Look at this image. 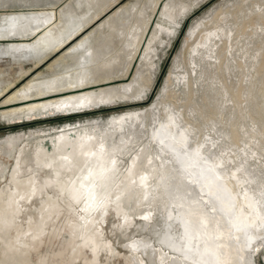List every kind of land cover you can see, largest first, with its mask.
Returning <instances> with one entry per match:
<instances>
[{"label": "bare ground", "instance_id": "6f19581e", "mask_svg": "<svg viewBox=\"0 0 264 264\" xmlns=\"http://www.w3.org/2000/svg\"><path fill=\"white\" fill-rule=\"evenodd\" d=\"M190 2L0 0V37L15 39L8 40L6 48L0 45V55L23 60L12 64L18 67L13 79L0 77V121L11 124L144 100L154 87L158 71V68L148 66L151 63L147 59L157 57L158 45H164L161 35L169 31L165 20L173 15L168 24L179 28L191 9ZM239 7L237 2L221 17L229 16L237 26ZM176 11L181 16L174 19L178 14ZM249 15L240 19L238 30L245 24L242 20ZM253 26L250 23L248 30ZM204 28L202 25L198 32L202 33ZM193 40L188 38L186 43ZM231 42L230 38L220 40L221 53L209 79L213 87L219 83L231 104L239 107L238 114L226 113V117H222L212 92L209 94L204 86L198 91L193 70L187 69L179 75L172 71L158 105L107 120L65 124L58 133L38 142L30 164L26 158L27 143L16 153L11 142L1 146L0 152L14 157L11 167L0 165V184L5 183L0 185V264H257L256 255L264 251V233L244 241L247 236L243 234L247 231L242 234L240 227H237L240 232L231 231L230 223L234 221L230 218L228 221L225 214L229 212L222 213L219 209V205L224 207L226 203L218 205L219 199L212 198L215 196L203 191L193 181L195 179H191L189 171L191 168L195 171L194 167L191 165L189 169L190 165L184 164L192 156L183 160L185 149L187 151L194 143L200 147L207 141V138L198 141L196 135L204 130L208 120L217 119L222 125L226 124L231 139L241 142L239 121L244 117L241 105L244 83L242 77L240 81L230 82L224 65L229 61L224 48H232ZM255 44L264 48L263 32ZM186 47L174 71L179 69L181 61L185 65ZM27 63H30L28 68ZM237 65L243 73L245 63L241 61ZM43 67L47 72L41 70ZM260 72H264V66ZM22 80L24 82L19 84ZM177 87L188 97L184 107L193 106L197 114L186 115L184 107L178 106ZM261 103L257 108L264 115V102ZM198 137L200 139L201 134ZM204 149L208 152L207 147ZM216 157L219 163L222 159ZM207 158L211 163L215 159ZM23 165L27 167L24 171ZM200 168L201 172L203 169ZM214 171L218 174L219 170ZM210 172L204 176H209ZM231 172L224 173L228 176L226 179L224 175L218 177L226 180L220 182L222 185L227 182L226 189L229 188L233 197L228 195L220 200L228 202L225 198L231 199V203L233 198L235 203L242 205L247 197L241 195L240 180ZM214 174L210 175L215 178ZM210 178L211 183L213 178ZM244 182H240L243 187ZM212 183H215L214 179ZM243 190L248 192L246 187ZM44 193L46 199L38 218L30 219L24 228L20 223L21 206L25 205L22 203L31 204ZM62 197L70 199L65 208L67 215L64 214L68 220L65 227L58 230L54 225L63 212ZM254 204L250 205L251 212ZM235 208L238 210L239 207ZM262 209L261 213L264 212ZM111 211L118 218V226L112 231L127 238L129 242L124 248L129 250L128 255L121 254L105 235L103 224ZM240 211V218L250 213V210L248 214ZM257 211L253 214H258ZM136 217L141 221L137 222ZM257 217H254L256 222ZM248 219L249 224L253 217L249 215ZM49 226L54 229L53 237L66 234V238L61 250L46 255L41 248ZM255 230L247 234L254 235ZM136 236L141 238L136 239Z\"/></svg>", "mask_w": 264, "mask_h": 264}, {"label": "rangeland", "instance_id": "374dc122", "mask_svg": "<svg viewBox=\"0 0 264 264\" xmlns=\"http://www.w3.org/2000/svg\"><path fill=\"white\" fill-rule=\"evenodd\" d=\"M129 1L130 0H122V2L124 3L129 2ZM186 1L187 2L191 1L189 3V6L191 7V9L188 12V15H186V17L183 19L181 26L179 28H175L176 26L174 24H168V23H171L168 20L170 19L172 20L173 15H172V18L165 20V24H166L165 26L169 29V31H168V34L161 35L162 36L161 40L163 41L164 45L162 44L158 45L160 49L157 48L158 49L157 57H151L150 59H147V61L151 63V65H148V66L150 67L154 66L155 69L158 68V71H157V77H156L154 87L149 92V94L144 98V100L140 102H135V103H131V102L120 103L115 106H105V107L103 106L100 108L98 107L96 109L85 110L82 112L72 113V114H62V115L58 114L56 116H51V117L42 118V119L38 118L36 120H31V121H28L25 119L26 121L22 120L20 122L11 123V124L8 121L3 120V121H0V147L4 146L7 141L11 142L14 144L15 150L13 149V151L16 153V151L20 147L24 146L27 143L28 146L26 150L27 151L26 158H28L29 160L27 163L30 164L31 158H33V154L36 152L38 142L41 139H47L50 136L55 135L56 133H58L60 129H62V126H64L65 124H68V123L76 124L78 122H86L87 120H92V119L107 120V119L112 118L113 116L125 114L129 111L146 110L148 108H152L158 105L162 99L161 96L164 93V87L166 86V82L168 81L170 77V73L172 71L179 75V73L183 74L187 72V69L193 70L194 76H196L198 80V85H197L198 91L201 89V86H204V88L208 91L209 94L212 92V95L214 96L215 100H217V104L219 105V109H220V113L222 117H226V113L228 115L238 114L240 111L239 107L234 105L233 103L231 104L230 100L227 99L226 94H224L222 90H220L219 83H216V85L213 87L209 79L211 76V72L216 70V66H217L216 61L218 59L219 54L221 53L220 40L230 38L232 40L231 42L232 48H230L229 50H227V48H224L225 55L227 54L228 59H229V61L224 64L226 68V74L230 82L233 83V81L234 82L240 81L242 77V80L244 83L243 91L241 93L243 97L241 105H242V110L244 112V117H242L241 120L239 121L240 127H241V133H242L241 142L237 143L236 141L231 139L229 135V130L227 129L228 126H226V124L222 125L221 122L217 119L208 120V122H206L207 124L205 125L204 130L202 132H198V135H196V137L198 138V141L203 140L204 138H207V141L206 142L204 141V143H202L200 147H198L200 144L195 145L194 143L193 147L191 146L190 149L189 148L187 149V151L185 149L183 151L184 152L183 160L191 156H192L191 157L192 159L189 158L191 160L187 159L189 160L188 162L187 160L185 161L186 163L184 161L183 162L185 163L184 164L185 166L190 165L188 167L189 169L191 168V165L192 167H194L193 170L195 171H192V168L190 169L191 172L188 170L189 176H192L191 178L192 180L193 179L199 180L198 177H201V179L199 180L200 182L198 181L196 182L195 180L193 181L197 183V185L203 191L207 192L209 195L215 196V197H212V198H215V200L219 199L217 200L218 205L220 203L221 204L223 203V205H225L224 203H226V206H224L226 209L220 205H219V209L221 208L222 213L229 212L225 214L227 216L228 221L230 219H231L230 221H234L233 223L231 222L232 224L230 223V225L232 226L231 231H234V232L239 231L237 230V227H240V229L242 230V231L240 230L242 234L245 233L246 231L250 232L254 228L256 229L255 231H257L255 232L256 234L258 232L261 233L257 235H255V233L254 235L253 234L249 235L250 233L247 234L246 232V235L243 234L244 237L247 236V238L245 237L246 240L242 236L243 237L242 239H244V241L251 240V238L254 239L256 238V236L258 237V235L260 236V235H263L262 233H264V230L262 229V227L264 228V224L263 225L261 224L264 222V219L263 221L262 220L260 221L262 217L264 218V214H263L264 212L262 213L260 212V211H263L262 208H264V200L262 198L264 197L263 195L264 192H262L264 189V130L262 129L264 127V115H262V113L257 108V104H259L260 102L262 103L264 102V97H263L264 93H262V90L264 89V72H260V70L264 66V48L261 46H257L255 44V41H257L259 38V34H261V32L264 33V0H186ZM237 2L240 3V7L238 9L239 12L237 13V17H238L237 24L238 25L235 26L233 20L230 19L229 16H225V17H221V16L222 14L227 13V11L228 12L231 11L235 7ZM241 10L251 15H249L250 17H247V19L242 20V22L245 24L241 27L240 30H238V28L240 27V24H239L240 19H243L244 16H248L247 13H241L243 12ZM176 14H175L176 17L174 19H177L178 17L181 16L178 11H176ZM260 15L262 17H260ZM232 16L234 15H231V17ZM174 21H177V20H174ZM250 23H253L254 26L250 30H248ZM202 25H205V28L203 29L202 33H200L198 32V29L202 28ZM188 38H193L194 40L191 41L190 43H186ZM8 40H15V39L14 37L12 38H7L6 36L2 38L0 37L1 47L6 48L8 44ZM184 46H187L186 56H185V65L181 61L179 65V69L174 71L176 65L178 64L179 56L184 50ZM20 61L23 62V60H19V58H14L12 55H8V56L0 55V77L4 79L12 77L13 79V75L16 71H18V67L13 66L12 64L20 62ZM241 61L245 63V69L243 73H242V70L237 65V63ZM26 65H27V68L30 67V63H27ZM41 70L47 72L46 67H43ZM213 74L216 75L215 72ZM22 82L24 81L22 80L19 84H21ZM176 91L179 95L178 103L181 104V105L179 104L178 106L184 107V105L188 103V97L186 93L182 91L180 87H177ZM199 98H200V95L198 96V99ZM172 108H174L173 105H172ZM184 112H186V115H190V116H192L193 114H197L193 106H187L186 108L184 107ZM260 120H261V123H260ZM241 121H243V123ZM193 134L195 135V133ZM199 134H201L200 139L198 137ZM212 138H214L213 141H212ZM208 140H209V143H208ZM189 141L190 139L188 140V143ZM49 145L50 147H52L50 142H49ZM205 147H207L208 152H205V149H204ZM194 148H197V149H194ZM192 149L194 153H195V150L197 151L196 152L197 155L196 153L194 154L192 152ZM198 150L199 151L202 150V151L199 152ZM203 151L205 152L204 154H203ZM202 155L203 156L205 155L204 156L205 158L209 156V160H212L213 157L215 159L212 160V163H211V161H208V158L207 159L202 158ZM194 156H196L197 158L199 156L202 159V161L199 158L198 160L196 157L193 158ZM216 156H219V159L221 158L222 159L221 161L223 163H221V161L218 163L219 160H216L217 158ZM13 157L14 155L11 156V155L0 152L1 167L3 164H6L8 167L9 166L11 167L12 162H13ZM223 158L225 159L223 160ZM198 161H200V163ZM203 161L204 162L206 161V162L204 163ZM213 161L214 162L217 161L215 162L216 164ZM201 162L203 166L199 165L198 167V164H201ZM213 163L216 167L212 165ZM217 163L218 165L219 164H222V165H219L218 167ZM208 164L209 166H207L206 168V165ZM198 168H200L202 171L205 170L206 172L207 171L210 172L211 170L214 171V169H216V171L218 169L219 171H217L218 174L215 173L216 176L215 178H213L214 176H211L212 174H214L213 171L210 172L211 175L209 174V176H207L209 172L206 173L204 171L207 174L206 176H204L205 173H203L202 171L200 172ZM25 169H27V167L23 165L22 170L24 171ZM226 169L228 171H232L231 173L233 174L234 178L236 177L238 180H240V182L242 181L244 182V179H246L244 182V185H245L244 187H246V191L248 190L249 193L248 192L244 193L245 190H243L244 188L243 183H240L239 181L238 182L243 187V188L241 187V190H240L241 195L244 197H247L248 199L251 198L250 200L245 198L246 199L245 201L243 199L245 204H247L248 206L245 205L244 202H242V205L237 204V202L235 203L234 201L236 200L234 199L233 201V198H232L233 203L232 202L230 203L231 199L229 200L227 199L228 198L227 196L228 195L230 196L229 188L226 189L227 182H223L224 185H222V183L220 182L228 177L226 176V174H224L227 171ZM196 170L199 171L198 172L199 174L198 173L196 174L197 172ZM192 172L195 174H193ZM193 175H197V177L195 176L194 178ZM200 175H203V176H200ZM219 175H224L223 176L224 179H222L223 178L222 176H220L222 177L220 179V177H218ZM42 177H44V175H42ZM205 177H207L208 179H206ZM210 177L214 179L215 183H212L213 179L211 182L212 184L210 183V180H211ZM202 178H204L203 179L204 181L202 180ZM219 182L220 184L217 185L216 183H219ZM246 182H249V183H247L246 185L245 184ZM203 183L206 184L207 186L203 185ZM4 184L5 183H2L0 185L3 186ZM214 184L215 186L213 188ZM220 185H222L223 188L220 189L219 188L221 187ZM240 185H239V188H240ZM248 185H250V187L252 188L247 187ZM213 189H215V191ZM224 189H226V191L224 193H220V191L223 192ZM215 192L217 193L215 194ZM250 192L251 193L254 192L257 195H255L254 193L251 194ZM54 194L57 195L56 192H54ZM216 195L218 196L220 195L219 196L220 198ZM250 195L254 198H252ZM225 196L227 197L225 199L229 202V204L225 200H224L225 202L221 201L224 199ZM255 197H258V198H255ZM44 199H46V193H44L43 195H40L38 200L34 201L31 204L22 203L25 205L21 206L22 212L20 213V221H21L20 223L23 225L24 228L28 225V221L30 219L38 218L40 214V207L42 206ZM252 199H253V202H252ZM255 200L257 202H255ZM247 201L249 202V204L246 203ZM258 201L261 203H259ZM60 203L62 205L64 204L61 207L63 208L61 212L62 211L63 212L62 214H60V216L58 217L54 225V227L58 230L65 227L67 223L68 217L67 216L65 217L64 214L67 215V211L65 208L67 206V203H70V199L69 198L66 199L62 197V201H60ZM243 204L246 207H244ZM252 204H254L253 206L254 209L251 212L252 206L250 205ZM258 204L259 205L261 204L260 205L261 209H258L260 208ZM234 206L239 207L238 210L240 209L243 212H246L245 214H248L249 210H250V213L252 214L249 213L247 216L244 213H242L245 216L242 215L243 218L242 217L240 218L241 211L240 210L238 211L237 208H235ZM242 206L244 207V209L245 208L246 209L244 210ZM229 207H231L232 209L233 208L235 209L232 210ZM222 208H224V210ZM254 210H258L257 211L258 214H255L256 216L253 214ZM232 212L234 213L236 212L237 214H239L238 215L239 217L235 215L236 213L234 214ZM229 214L231 216H234L232 217L233 219L231 218ZM260 214H262L263 216ZM249 215L251 216V218L253 217V219H251L253 223L255 220L254 224L251 223L252 221H250L252 226H250L251 225L250 223L248 224L246 222V220L248 222L250 220L248 219ZM257 215L259 217V220H258ZM254 217H257L258 222H256V218L254 219ZM117 220L118 218L115 217V214L113 213V211H111V214L108 216L106 223L103 224L104 230H106L105 235L109 240L113 241L114 246L120 251L121 254L127 253L128 255L130 254V252L129 250H126L124 248V245L128 243L129 241L125 237L122 238L123 236L122 233L120 232L117 233L118 231L116 232L112 231V229H116V225L118 226ZM139 220L140 218L136 219L137 222L141 221ZM243 220L245 221L246 224L244 223ZM239 221H242V222H239ZM236 222L237 223L239 222L240 224L239 223L236 224ZM256 223L259 225L257 226ZM233 224L235 225V227ZM260 224L262 226H260ZM242 225L243 226L245 225L246 227L244 226L245 228H241L243 227ZM253 225H255V227ZM256 226L259 229H257ZM247 228H249V230ZM53 231L54 229L51 226H49L48 230L46 231V234L44 237L45 244L43 243L42 248H41V251L43 254L49 255V253L52 254L54 250L59 251L62 249V245H63L62 241H64V239L66 238V234H63L59 238H56V237H53L54 236ZM250 236L251 238L248 239V237ZM137 238H141V236H136V239ZM0 249H1V243H0ZM256 256H257L256 257L257 264H264V251H260V253H258Z\"/></svg>", "mask_w": 264, "mask_h": 264}]
</instances>
